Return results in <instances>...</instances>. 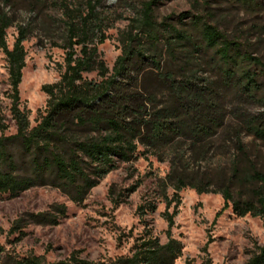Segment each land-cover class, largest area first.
<instances>
[{"label": "trees", "instance_id": "obj_1", "mask_svg": "<svg viewBox=\"0 0 264 264\" xmlns=\"http://www.w3.org/2000/svg\"><path fill=\"white\" fill-rule=\"evenodd\" d=\"M222 1L248 10L264 6L259 0H195L198 7L189 21L181 23L183 14L175 27L156 22L153 7L159 0L142 2L119 36L120 53L111 70L98 53L104 36L96 7L91 0L84 10L64 4L59 79L42 87L47 100L30 127L18 91L27 28L16 27L9 49L14 0H0V51L15 126V134L0 136V196L49 186L80 205L119 165L153 158L168 166L160 182L167 243L146 230L127 256L88 261L74 252L54 263L11 255L0 247V264H174L182 246L170 229L186 189L219 195L224 209L237 218H259L264 229V57L255 55L247 40L219 30L212 5ZM29 5L35 12L39 0ZM91 73L95 79L84 77ZM254 107L260 110L251 112ZM7 129L0 109L1 134ZM154 209L139 206L137 213L142 219ZM55 211L62 214L63 208ZM34 219L54 222L42 215ZM20 225L11 233H20ZM247 264H264V245Z\"/></svg>", "mask_w": 264, "mask_h": 264}, {"label": "rangeland", "instance_id": "obj_2", "mask_svg": "<svg viewBox=\"0 0 264 264\" xmlns=\"http://www.w3.org/2000/svg\"><path fill=\"white\" fill-rule=\"evenodd\" d=\"M30 0H14V25L7 30L10 49L16 38V27L27 28L23 44L25 68L19 85V108L28 117L30 127L39 119L47 97L45 85L59 79L58 65L63 63L64 30L62 6L84 10L89 0H39L35 12ZM148 0H91L102 19L104 41L98 53L111 70L120 53L119 36L141 3ZM195 0H159L153 7L156 22L180 27L194 14ZM203 0H198L202 4ZM264 3V0H259ZM214 23L229 36H238L252 44L251 50L264 57V6L248 10L230 1L212 5ZM38 9L41 11L38 13ZM12 15V9L5 8ZM101 35H97L99 39ZM97 39V40H98ZM95 79V73L84 75ZM6 64L0 51V109L8 129L0 136L15 134L9 115V93ZM260 110L252 108L251 112ZM249 139L245 138L247 142ZM24 172L22 169L21 173ZM168 172L167 163L153 158H138L129 165H119L90 190L83 203L73 204L58 190L49 186L32 187L16 196H0V247L15 256L34 255L46 263L65 260L72 253L88 261L113 259L130 254L134 240L150 230L161 244L167 243L165 203L161 181ZM170 189L167 195H170ZM154 206L142 219L139 206ZM173 206V205H172ZM63 208L62 214L56 208ZM172 213V209L168 210ZM54 218L53 223L35 220ZM21 223L20 233L12 232ZM170 229L171 238L182 246L174 264H247L256 248L264 245V229L259 218L235 217L223 208L217 194L198 195L186 189L180 193L177 214Z\"/></svg>", "mask_w": 264, "mask_h": 264}]
</instances>
